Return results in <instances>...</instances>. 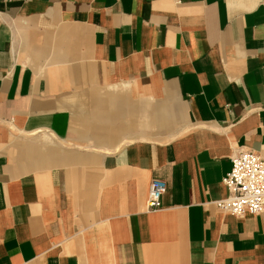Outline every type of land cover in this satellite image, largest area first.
I'll use <instances>...</instances> for the list:
<instances>
[{"label":"crops","instance_id":"obj_1","mask_svg":"<svg viewBox=\"0 0 264 264\" xmlns=\"http://www.w3.org/2000/svg\"><path fill=\"white\" fill-rule=\"evenodd\" d=\"M239 149L264 0H0V264H264V212L215 205Z\"/></svg>","mask_w":264,"mask_h":264},{"label":"built area","instance_id":"obj_2","mask_svg":"<svg viewBox=\"0 0 264 264\" xmlns=\"http://www.w3.org/2000/svg\"><path fill=\"white\" fill-rule=\"evenodd\" d=\"M231 168L222 178L226 196L215 202L218 209L237 217L264 212V159L253 150L239 149L230 158ZM163 180L149 183L147 209H157L165 192Z\"/></svg>","mask_w":264,"mask_h":264}]
</instances>
